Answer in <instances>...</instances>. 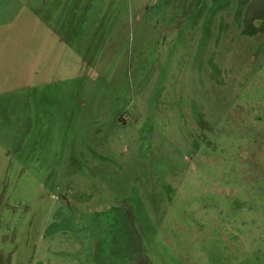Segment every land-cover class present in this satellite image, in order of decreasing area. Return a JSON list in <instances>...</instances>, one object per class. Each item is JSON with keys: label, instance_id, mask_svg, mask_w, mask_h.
I'll return each mask as SVG.
<instances>
[{"label": "rangeland", "instance_id": "1", "mask_svg": "<svg viewBox=\"0 0 264 264\" xmlns=\"http://www.w3.org/2000/svg\"><path fill=\"white\" fill-rule=\"evenodd\" d=\"M0 264H264V0H0Z\"/></svg>", "mask_w": 264, "mask_h": 264}]
</instances>
